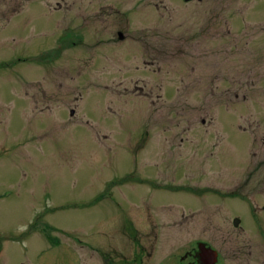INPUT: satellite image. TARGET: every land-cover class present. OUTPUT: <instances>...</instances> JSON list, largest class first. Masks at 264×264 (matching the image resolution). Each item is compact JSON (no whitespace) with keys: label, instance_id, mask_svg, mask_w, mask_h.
<instances>
[{"label":"rangeland","instance_id":"1","mask_svg":"<svg viewBox=\"0 0 264 264\" xmlns=\"http://www.w3.org/2000/svg\"><path fill=\"white\" fill-rule=\"evenodd\" d=\"M259 183L264 0H0V264L244 246Z\"/></svg>","mask_w":264,"mask_h":264},{"label":"flooded vegetation","instance_id":"2","mask_svg":"<svg viewBox=\"0 0 264 264\" xmlns=\"http://www.w3.org/2000/svg\"><path fill=\"white\" fill-rule=\"evenodd\" d=\"M194 1L195 0H192L188 3H192ZM197 1L201 2L202 0H197ZM121 34L123 37L125 36L122 32H119L118 36ZM123 41H125V38ZM135 92H138L139 95L141 96L151 95L152 93V92L145 93L143 88H138L135 90ZM258 186L264 187V183H259ZM261 192L264 193V189H261ZM263 193L259 192L261 196L263 195ZM257 196L259 195L249 194V200H248L249 201V211L251 213L250 219L252 221L253 228L249 230V243L248 244L244 246H240L234 243H230L229 241L230 239L228 238V236H223V241L220 246H212L210 242L197 241L191 247H186L185 249H183L185 250V253L181 255L180 257L178 258L174 257L171 260H167V257H166L165 260L167 261H165L164 263L161 262L160 264H211V263L204 261L205 258L203 259L201 252H199V248H198L199 243L206 244L208 247L212 248L216 252L215 253V258H216L215 263H212V264H264V201L261 198H257ZM138 218L142 220H140L139 227L137 226L134 227V232H135L134 240L135 241L133 244L135 246V250L133 253L131 264H146L147 260L149 259L151 260L154 256V250L152 248L153 239L151 241L150 237L154 238L155 236L153 235V231H149V233L141 232V223L146 222V221H148V223H151V220L149 218L145 219V217H143L142 215L141 217H138ZM236 218L238 217L236 216L233 219L234 226H235L234 220ZM239 226H237V228ZM239 228H241V226ZM141 236H142V239H141ZM143 240H146V241L144 242ZM244 247L247 248L246 252H244L242 249ZM104 256H106L105 253H104ZM228 258L230 260L229 262L223 261ZM113 260H114L113 257L108 255V260H107L108 264H115Z\"/></svg>","mask_w":264,"mask_h":264},{"label":"water","instance_id":"3","mask_svg":"<svg viewBox=\"0 0 264 264\" xmlns=\"http://www.w3.org/2000/svg\"><path fill=\"white\" fill-rule=\"evenodd\" d=\"M192 0H185V2H190ZM124 37L122 36V34L120 35V39H123ZM240 223V220L236 219L235 220V225L238 226ZM199 249L200 252L202 254L203 259L205 258L204 261L208 262V263H215V251H213L211 248H207L206 245L204 243H201L199 245Z\"/></svg>","mask_w":264,"mask_h":264}]
</instances>
